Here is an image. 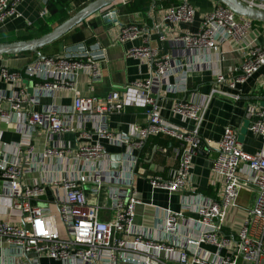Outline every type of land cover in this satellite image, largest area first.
Returning a JSON list of instances; mask_svg holds the SVG:
<instances>
[{"label":"built area","instance_id":"obj_1","mask_svg":"<svg viewBox=\"0 0 264 264\" xmlns=\"http://www.w3.org/2000/svg\"><path fill=\"white\" fill-rule=\"evenodd\" d=\"M22 1L0 0V24L21 17L18 6ZM238 1L264 12V0ZM38 2L40 17H44L48 13L47 0ZM160 12L162 22L191 23L199 18V24L170 36L160 31L163 23L121 27L118 37L122 41L144 36L145 44L130 48L127 56L145 60L150 66L147 79L131 81L123 91L113 90L102 97L81 95L74 87L79 71L87 72L91 80L100 77L89 57L56 54L38 58L20 70L0 68V81L12 85L10 92L0 90V126L7 125L15 115L21 116L23 127L40 129L51 137L74 132L68 115L77 113L83 121L95 118V134L114 145H126L130 156L112 170L98 141H77L75 146L44 143L38 154L31 135L22 137L13 156L0 151V205L19 213L17 222L0 220V244L13 258L33 256L34 262L44 255L62 264H116L119 258L139 262L143 251V260L155 263L150 260L155 258L151 253L154 250L179 248L175 264H264V106L249 104L245 111L248 131L262 138L260 151L248 153L230 126L224 127L215 144L200 134L209 100L217 89L211 90L204 103L186 99L172 102L171 113L190 121L189 127L167 122L156 98L159 86L170 76L184 90L180 71L192 49L207 51L217 63L224 62L229 53L239 54L242 60L235 67V77L228 78L220 70L214 72L218 84L235 89L264 69V24L255 25L219 2L210 11L200 13L188 0H180L160 8ZM152 33H157L158 43H167L168 52L161 53L157 44H151ZM24 80H33L39 90L71 92V108L50 105L39 111L28 109L26 105L31 103ZM175 87L172 85L173 90ZM127 105L144 106L146 123L133 126L130 134L110 131L108 116L122 112ZM84 129L81 133L86 135ZM160 134L180 141L179 163L168 177L149 176L148 183L152 189L179 193L187 200L183 209L167 215L163 236L155 243L133 227L134 207L139 201L132 190L131 174L137 161L135 153L149 136ZM203 142L213 145L216 151L210 180L214 195L206 198L195 193L192 176L193 161ZM37 170L42 175L35 178ZM103 188L107 189L105 201L91 202L89 196L100 197ZM101 207L112 210L109 220L102 219ZM229 209L243 211L244 219L236 232L225 233L221 226ZM184 210L190 213L187 229L198 234L181 232L185 237L180 242L176 234H180L179 220L184 218Z\"/></svg>","mask_w":264,"mask_h":264},{"label":"crops","instance_id":"obj_2","mask_svg":"<svg viewBox=\"0 0 264 264\" xmlns=\"http://www.w3.org/2000/svg\"><path fill=\"white\" fill-rule=\"evenodd\" d=\"M90 1L92 0L73 1L72 14ZM129 1L131 0H120L94 13L65 35L45 46L38 54L26 52L0 56V68L3 66L10 70L23 69L40 58L39 54L42 57L56 54L78 59L89 57L95 62L100 77L91 80L87 72L79 71L75 76L74 87L81 95L96 97H102L113 90L123 91L126 84L131 81L147 79L150 74L148 62L127 56L130 48L145 44L144 36L122 41L118 37L121 27L130 24L152 27L153 24L163 23L160 31L170 36L175 32L195 29L199 24V18H195L191 23L162 22L160 8L168 7L171 4L165 6L160 0H149L143 10L129 12L126 9ZM217 2V0H208L209 7L206 9L201 8L199 5H192L198 9V12L203 13L210 11ZM80 3L83 4L79 6ZM39 7L38 0H23L18 6L21 17L9 21L8 24L15 28V32L32 26L39 18L47 16L40 17ZM107 11L115 13L117 20H104ZM56 25L54 24L53 27ZM261 40L264 42V33ZM150 42L152 45L157 44L161 53H166L169 50L166 42L158 43L157 33L150 35ZM222 49L226 50V46H223ZM189 52L190 56L183 61L185 67L180 71L186 84L184 90L176 84L174 76H170L159 86V94L156 98L162 110L163 118L174 126H192L190 121H183L180 117L171 113L172 102L176 99H186L195 103H204L210 96L211 90L217 89L218 91L211 95L201 125L200 134L202 138L215 144L220 140L224 127L230 126L237 131L238 139L243 144L246 152L256 153L260 151L262 138L256 137L248 131L245 111L249 104L264 106V69H259L242 84L237 85L235 89H231L226 83L218 84L214 72L220 70L228 78L235 77L237 74L235 67L239 66L242 60L239 54L229 53L226 55L224 62L217 63L211 60L212 55L207 51L192 49ZM154 82H156L155 78ZM172 85H176L175 90L172 89ZM23 86L31 103V105H26L28 109L39 111L50 105H56L64 109L71 108L73 100L71 92L39 90L35 88L33 80H24ZM11 89L12 85L10 83L0 81V90L10 92ZM235 95H239L240 98L235 99ZM68 119L69 123L75 127V131L61 135L53 134L50 137L48 133L40 129L23 127L21 116L15 115L7 125L0 126V151L13 156L16 145L19 144L22 137L31 135L34 151L38 154L43 149L44 143L75 146L77 141L87 143L98 141L104 147L111 161V164L109 163L110 169L117 170L119 162H126L124 160L130 158L126 145H114L95 134V118L83 121L77 113H69ZM146 120V108L144 106L127 105L122 112L108 116L106 123L112 132L130 134L133 126H142L146 123ZM83 128H85L86 135L81 133ZM179 150L180 141L171 136L160 134L149 136L141 149L135 153L137 161L131 178L132 190L139 203L134 207L133 227L135 231H139L155 243L159 242L163 236L162 230L167 215L170 211L183 209L185 207L183 202L185 199L187 200V197L163 189H152L147 178L149 176L168 177L178 166ZM215 153L213 145L210 146L203 142L193 161V186L195 193L201 195V197L206 198L214 195V187L210 185V180ZM113 165H116V167ZM125 166L126 164H124ZM40 175L42 173L39 170L34 173L35 178L40 177ZM106 195L107 189L103 188L100 197L91 195L89 200L91 202H104ZM187 202L191 203V198H188ZM111 215L112 210L110 207H101L102 219L109 220ZM189 216L190 213L184 210V218L179 220L181 222L180 234L178 233L176 236L180 242L184 239V234H188V231L193 235L198 234L196 231L187 229ZM243 219V211L229 209L224 224L221 226L222 231L225 233L236 232ZM0 220L11 223L17 222L19 213L10 210L9 207H1L0 205ZM178 252L179 248H174L172 251L154 250L151 253L155 258H150V260H154L155 263H152L143 260L146 254L142 251L139 253L141 256L139 262L119 258L116 264H175ZM0 264L62 263L44 255L34 262L33 256L13 258L7 247L0 244Z\"/></svg>","mask_w":264,"mask_h":264},{"label":"water","instance_id":"obj_3","mask_svg":"<svg viewBox=\"0 0 264 264\" xmlns=\"http://www.w3.org/2000/svg\"><path fill=\"white\" fill-rule=\"evenodd\" d=\"M120 0H92L86 5L76 10L72 15L65 19L60 24L54 26L49 32L42 34L41 36L18 39L9 42H0V56L2 55H16L20 53H39L45 46L53 43L67 32L78 26L85 19L97 13L106 7L118 2ZM229 8L237 16L245 17L253 22H259L264 24V12L259 11L246 5H243L238 0H217ZM116 14H105L104 20L116 21ZM42 58V55L39 54ZM116 167V165H113Z\"/></svg>","mask_w":264,"mask_h":264},{"label":"trees","instance_id":"obj_4","mask_svg":"<svg viewBox=\"0 0 264 264\" xmlns=\"http://www.w3.org/2000/svg\"><path fill=\"white\" fill-rule=\"evenodd\" d=\"M75 0H47V16L39 18L32 26L15 32L12 38L9 40H2L0 42H9L18 39H29L41 36L44 33L49 32L54 24H60L67 19L73 11L72 4ZM163 5L175 4L178 0H160ZM192 5H199L201 8L206 9L209 7L208 0H188ZM149 3V0H131L128 2L126 9L129 12L141 11ZM255 25H261L259 22H254Z\"/></svg>","mask_w":264,"mask_h":264},{"label":"rangeland","instance_id":"obj_5","mask_svg":"<svg viewBox=\"0 0 264 264\" xmlns=\"http://www.w3.org/2000/svg\"><path fill=\"white\" fill-rule=\"evenodd\" d=\"M83 3H80L79 6H81ZM9 21L5 22L4 24H0V39L2 40H9L10 38H12L15 33V28L12 26H10V24H8Z\"/></svg>","mask_w":264,"mask_h":264}]
</instances>
